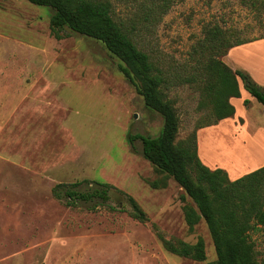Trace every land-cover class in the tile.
I'll use <instances>...</instances> for the list:
<instances>
[{
  "label": "rangeland",
  "instance_id": "obj_1",
  "mask_svg": "<svg viewBox=\"0 0 264 264\" xmlns=\"http://www.w3.org/2000/svg\"><path fill=\"white\" fill-rule=\"evenodd\" d=\"M109 1L127 19L143 0ZM53 14L26 0H0V264H200L168 252L160 236L190 245L203 239L205 263L216 261L205 221L193 229L185 221L183 208L193 201L143 157L140 140L135 149L129 141L158 136L163 118L101 42L70 30L55 39ZM263 18L240 0H174L158 25L145 28L139 47L173 82L165 92L179 114L177 141L206 111L198 109L200 92L173 75L191 72L208 28L254 38L264 34ZM153 181L166 187L154 189ZM94 182L114 187L106 203L68 206L53 195L58 184L80 183L76 190L87 192ZM129 197L147 222L132 217ZM252 237L264 264V230Z\"/></svg>",
  "mask_w": 264,
  "mask_h": 264
},
{
  "label": "trees",
  "instance_id": "obj_2",
  "mask_svg": "<svg viewBox=\"0 0 264 264\" xmlns=\"http://www.w3.org/2000/svg\"><path fill=\"white\" fill-rule=\"evenodd\" d=\"M34 5L50 7L54 14L50 20L51 35L63 40L73 33L101 42L119 60L118 70L127 82L144 99L146 107L163 118V128L156 137L141 134L130 135L129 141L142 142V155L157 172L173 179L193 201L183 208L185 221L193 229L204 220L212 236L217 260L205 263V243L174 242L160 236L165 249L179 257L192 259L200 264H260L257 259L252 234L264 229V167L237 180H230L223 169L211 170L198 154L197 130L218 124L235 114L231 98H240L239 80L245 90L264 107V87L242 71H235L223 61V57L237 46L264 39V34L254 38H240L235 30H223L219 26L206 30V37L193 50L198 58L190 66L191 72L173 75L180 84L194 86L200 92L199 110L206 114L197 123L196 130L183 141H177L179 114L174 101L165 90L171 87V76L157 67L147 52L139 47L143 31L150 25H158L174 5V0H143L132 17H117L109 0H26ZM251 11L264 16V0H240ZM264 22V18H263ZM177 82V81H176ZM98 187L79 192L80 183L58 184L53 195L72 206L78 202L101 200L106 203L114 187L108 183L94 182ZM154 189L165 188L153 181ZM185 201V198H182ZM132 217L147 222V214L133 197Z\"/></svg>",
  "mask_w": 264,
  "mask_h": 264
},
{
  "label": "crops",
  "instance_id": "obj_3",
  "mask_svg": "<svg viewBox=\"0 0 264 264\" xmlns=\"http://www.w3.org/2000/svg\"><path fill=\"white\" fill-rule=\"evenodd\" d=\"M256 54H259L258 58L252 61ZM262 55L264 39L232 48L223 61L233 70L249 74L264 87ZM239 86L241 97L230 99L236 109L235 114L198 131V154L202 162L211 170H225L232 181L264 167V107L245 90L241 80ZM162 128L163 119L160 130ZM226 145L230 152L225 150ZM214 148L216 153L210 150ZM237 148H242V156L232 157L233 150ZM263 230L260 228L255 234L260 235Z\"/></svg>",
  "mask_w": 264,
  "mask_h": 264
}]
</instances>
